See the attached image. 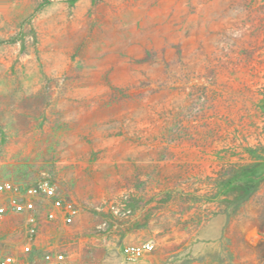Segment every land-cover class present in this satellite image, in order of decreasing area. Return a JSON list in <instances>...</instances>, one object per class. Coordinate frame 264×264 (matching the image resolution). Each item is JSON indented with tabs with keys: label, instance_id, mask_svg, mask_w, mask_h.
I'll use <instances>...</instances> for the list:
<instances>
[{
	"label": "rangeland",
	"instance_id": "obj_1",
	"mask_svg": "<svg viewBox=\"0 0 264 264\" xmlns=\"http://www.w3.org/2000/svg\"><path fill=\"white\" fill-rule=\"evenodd\" d=\"M73 1L0 0V181L47 178L80 208L44 243L70 264H139L122 249L142 241L147 264H264V0H214L211 33L166 77L122 87L40 61ZM25 239L8 216L4 253L42 262Z\"/></svg>",
	"mask_w": 264,
	"mask_h": 264
},
{
	"label": "crops",
	"instance_id": "obj_2",
	"mask_svg": "<svg viewBox=\"0 0 264 264\" xmlns=\"http://www.w3.org/2000/svg\"><path fill=\"white\" fill-rule=\"evenodd\" d=\"M213 1L68 2V13L71 14L65 24H58L65 28L56 33L59 40L48 45L49 53L45 50L46 44L40 47V50H45L40 53V61L49 63L50 70L57 71L67 70L72 63L80 61L84 63V70H89V79L105 77V72H108V80L116 87H122L128 80L164 78L167 65L178 58L185 59L187 47H190L189 51L193 50L206 33H211L212 28L207 24L218 21V11L208 7ZM178 47L182 48L180 54L176 53ZM80 48L82 51L78 55ZM87 83L88 89L81 91L108 92L96 89L105 87L104 84ZM48 223L55 222L44 220L41 215L36 248L47 247L44 242L49 237ZM145 258V262L138 263L147 264Z\"/></svg>",
	"mask_w": 264,
	"mask_h": 264
},
{
	"label": "built area",
	"instance_id": "obj_3",
	"mask_svg": "<svg viewBox=\"0 0 264 264\" xmlns=\"http://www.w3.org/2000/svg\"><path fill=\"white\" fill-rule=\"evenodd\" d=\"M12 214L21 215L24 221L26 239L21 247L22 253L39 251L42 254V262L29 264H70L66 251L59 249L58 245L39 248L36 245L41 215L60 225L75 223L80 215V208L74 200L64 198L47 178L23 188L12 180H3L0 181V226ZM154 248L151 241H142L125 245L122 252L126 260L135 261L152 253ZM0 264L23 263L14 254L4 253L0 245Z\"/></svg>",
	"mask_w": 264,
	"mask_h": 264
}]
</instances>
